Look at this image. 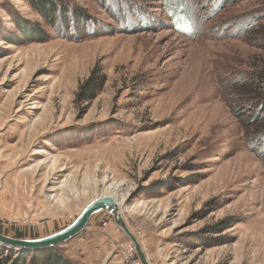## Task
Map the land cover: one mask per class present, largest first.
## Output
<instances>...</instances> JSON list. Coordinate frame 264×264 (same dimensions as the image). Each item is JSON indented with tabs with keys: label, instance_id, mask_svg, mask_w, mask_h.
<instances>
[{
	"label": "rangeland",
	"instance_id": "rangeland-1",
	"mask_svg": "<svg viewBox=\"0 0 264 264\" xmlns=\"http://www.w3.org/2000/svg\"><path fill=\"white\" fill-rule=\"evenodd\" d=\"M52 1L0 0V233L49 235L114 194L150 264H264V0ZM18 21L46 38L10 42ZM130 243L104 210L62 251L136 264Z\"/></svg>",
	"mask_w": 264,
	"mask_h": 264
},
{
	"label": "trees",
	"instance_id": "trees-1",
	"mask_svg": "<svg viewBox=\"0 0 264 264\" xmlns=\"http://www.w3.org/2000/svg\"><path fill=\"white\" fill-rule=\"evenodd\" d=\"M27 1L36 9H38L42 13V15H46L45 8L47 6L52 9L51 11H54L55 9V3H53L52 0ZM16 24L22 29L24 33V38L23 40L7 39L10 42L13 41L12 43L20 44L27 41L40 40L46 38L44 35L42 36L43 38L40 36L42 33L44 34L45 31L41 28L40 24L38 23L21 24L20 21H18ZM106 81L107 76L103 71V67L97 63L92 68L88 77L79 84L78 90L76 92L75 101L77 103L91 102L99 95ZM18 237L23 238L24 235L19 234ZM67 243H69V241L58 246L44 248L41 250L29 252L24 251L21 254L17 255V257L13 256L11 250L7 249L8 251H5L2 246H0V251H3L2 253H8L7 262H12L13 264H77L62 251V247Z\"/></svg>",
	"mask_w": 264,
	"mask_h": 264
},
{
	"label": "water",
	"instance_id": "water-1",
	"mask_svg": "<svg viewBox=\"0 0 264 264\" xmlns=\"http://www.w3.org/2000/svg\"><path fill=\"white\" fill-rule=\"evenodd\" d=\"M114 209V220L126 236L134 243L137 255L142 264H150L144 248L136 234L128 226L122 208L119 206L114 194H101L90 200L84 206L77 218L65 228L46 236L35 238H17L0 233V243L26 250L44 249L64 244L80 233L88 226L91 218L104 210Z\"/></svg>",
	"mask_w": 264,
	"mask_h": 264
},
{
	"label": "built area",
	"instance_id": "built-area-1",
	"mask_svg": "<svg viewBox=\"0 0 264 264\" xmlns=\"http://www.w3.org/2000/svg\"><path fill=\"white\" fill-rule=\"evenodd\" d=\"M107 212L110 214V215H114V209H109L107 210ZM132 243V244H131ZM131 243L128 245V246H122V252L124 254V258L126 259H129V258H132L133 256V253L135 252L136 253V248H135V245L134 243L131 241ZM136 264H142L141 263V260L139 259V257L137 258L136 260Z\"/></svg>",
	"mask_w": 264,
	"mask_h": 264
},
{
	"label": "bare ground",
	"instance_id": "bare-ground-1",
	"mask_svg": "<svg viewBox=\"0 0 264 264\" xmlns=\"http://www.w3.org/2000/svg\"><path fill=\"white\" fill-rule=\"evenodd\" d=\"M62 186H63V184H61ZM118 201V200H117ZM118 204H119V206L122 208V206L121 205H123V203L121 202L120 203V201H118ZM123 210V209H122Z\"/></svg>",
	"mask_w": 264,
	"mask_h": 264
}]
</instances>
